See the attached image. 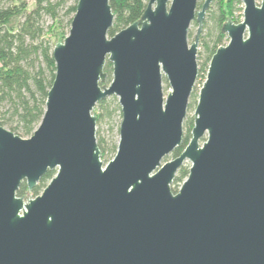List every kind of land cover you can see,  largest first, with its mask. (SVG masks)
Returning a JSON list of instances; mask_svg holds the SVG:
<instances>
[{
  "label": "water",
  "instance_id": "95a60500",
  "mask_svg": "<svg viewBox=\"0 0 264 264\" xmlns=\"http://www.w3.org/2000/svg\"><path fill=\"white\" fill-rule=\"evenodd\" d=\"M109 1L77 0L32 135L0 125V264H264V0H240L242 20L223 23L191 138L165 162L182 141L211 0H148L111 37ZM106 61L112 79L100 86ZM112 96L119 139L104 164L92 111ZM47 171L39 195H16Z\"/></svg>",
  "mask_w": 264,
  "mask_h": 264
},
{
  "label": "trees",
  "instance_id": "16d2710c",
  "mask_svg": "<svg viewBox=\"0 0 264 264\" xmlns=\"http://www.w3.org/2000/svg\"><path fill=\"white\" fill-rule=\"evenodd\" d=\"M31 1L30 4V0H0V125L22 138L30 137L41 121L55 75L53 47L60 34L68 33L77 3V0ZM203 1L198 3L199 8ZM147 2L110 0L113 21L108 36L137 21ZM241 4L240 0H211L199 35L198 77L205 79L211 56L227 42V36L222 32L223 23L227 18L235 23L240 21L235 13L242 10ZM193 24L197 28V23ZM104 71L107 76L100 86L109 84L112 79L110 62H105ZM92 114L96 117V142L101 159L107 162L117 150L120 106L115 97H108L95 105ZM183 123L187 130L181 144L170 154L173 158L183 151L191 138L193 117ZM188 169L189 165L183 164L177 170L172 181L174 187L171 186L173 193L177 192L176 185L186 179ZM54 173L47 171L31 190L22 182L16 195L34 198Z\"/></svg>",
  "mask_w": 264,
  "mask_h": 264
},
{
  "label": "rangeland",
  "instance_id": "374dc122",
  "mask_svg": "<svg viewBox=\"0 0 264 264\" xmlns=\"http://www.w3.org/2000/svg\"><path fill=\"white\" fill-rule=\"evenodd\" d=\"M203 0H198V3H200V2H202ZM260 1L261 0H256V2L257 3H260ZM31 0H30V4H31ZM241 7H242V10L241 9H239V11H236V16H238L239 17V20L241 21L242 20V17H243V4H241ZM196 26L192 23L191 24V26H190V29H189V33H191L190 35L188 34V41H189V43H191L192 41H193V38H194V35H195V33H196ZM64 34V33H63ZM63 34H60L59 36H58V38H57V41L58 42H61V41H63V39L65 38V36L68 34H65V36L63 35ZM227 42H228V38H227ZM227 42H225V43H227ZM200 47L198 46V48H197V54H196V62H197V64H198V55L200 54ZM197 67H198V65H197ZM203 81H204V79L202 78V77H198L197 76V79H196V82H195V85H194V88H193V93H192V99H190L189 100V103H191V105L190 106H188V109H187V114H186V117H185V120H187V119H189V118H191V117H193V114H194V109H195V106H196V101H197V96H198V92H199V89L201 88V86H202V83H203ZM162 84H163V92H164V95H166L167 94V92H168V90H169V85H168V83H167V81H166V79L165 78H163V82H162ZM113 97H115V96H113ZM116 98V100H117V102H118V99H117V97H115ZM186 130H187V127H186V125L183 123V133L184 132H186ZM173 157L172 156H167V158H165L164 160H163V162H165V161H168V160H170V159H172ZM110 160V159H109ZM103 162H104V164L105 163H107V162H105V160H103ZM184 164H187V165H190V163L189 162H185ZM181 184L182 183H180L179 185H176V187H177V191H178V189L180 188V186H181ZM171 186L172 187H174V185L171 183ZM25 199H27V197H24ZM30 198H33V197H30Z\"/></svg>",
  "mask_w": 264,
  "mask_h": 264
}]
</instances>
